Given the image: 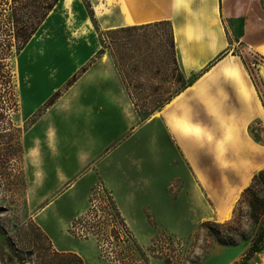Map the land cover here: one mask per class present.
Masks as SVG:
<instances>
[{"label": "rangeland", "instance_id": "obj_1", "mask_svg": "<svg viewBox=\"0 0 264 264\" xmlns=\"http://www.w3.org/2000/svg\"><path fill=\"white\" fill-rule=\"evenodd\" d=\"M78 4L73 16L59 2L20 52L12 2L0 0V83L18 104L14 130L0 126V264H243L264 232V176L253 183L264 170V119L229 129L219 113L194 136L168 131L159 109L186 84L169 26L115 31L112 0ZM231 55L264 108V57L249 46ZM90 69L119 75L131 112L73 108L95 98L76 84ZM246 264H264V238Z\"/></svg>", "mask_w": 264, "mask_h": 264}, {"label": "crops", "instance_id": "obj_2", "mask_svg": "<svg viewBox=\"0 0 264 264\" xmlns=\"http://www.w3.org/2000/svg\"><path fill=\"white\" fill-rule=\"evenodd\" d=\"M59 2L68 14L77 15L78 0H72L69 6L65 0ZM262 11L264 0H112L109 29L169 25L177 70L186 84L159 109L161 120L168 131L180 127L182 133L184 130L194 136V130L205 124L215 127L219 113L225 114L220 125L229 129L263 122L261 93L241 58L231 55L249 46L264 57ZM90 71L76 84L87 87L80 97L90 95L88 91L93 88L95 98L73 108L96 114L132 111L133 102L119 75L113 70L101 75ZM75 85L71 93H75ZM101 95L104 101L99 100Z\"/></svg>", "mask_w": 264, "mask_h": 264}, {"label": "trees", "instance_id": "obj_3", "mask_svg": "<svg viewBox=\"0 0 264 264\" xmlns=\"http://www.w3.org/2000/svg\"><path fill=\"white\" fill-rule=\"evenodd\" d=\"M60 0H11L12 2V21L10 22L11 25V32L14 34V37L18 40L20 45V52L26 47V45L30 42L34 34L38 31V29L42 26V24L46 21L50 13L53 11L55 6L59 3ZM28 5L29 10L31 9V12L28 13ZM26 11V14L22 16V12ZM29 14V21L25 20V15ZM22 16V17H21ZM28 19V17H26ZM25 24V27L23 25ZM160 25L166 24V23H159ZM168 25V24H166ZM151 25H149L150 27ZM169 26V25H168ZM148 27V26H146ZM138 27H131V28H125L120 29L123 31H131L135 30ZM170 29V27H169ZM118 31V30H115ZM171 32V29H170ZM4 33V32H3ZM101 45L104 46V41L100 40ZM9 44L3 43V49H8ZM171 47L174 49L173 39H172V33H171ZM98 54H104L103 50H100ZM111 60L115 63L114 56H110ZM75 79V77H74ZM181 79V75H180ZM74 80L73 82H75ZM4 91V94H3ZM57 96L55 94L49 101L48 105L52 106L54 102V98ZM170 100H167L166 103H168ZM165 103V104H166ZM164 104V105H165ZM163 106H161L162 108ZM160 108V107H159ZM18 112V104L15 100L14 95L10 91V84L9 81L4 82L3 76L0 83V126L5 122L8 124L10 128H14L12 120H11V114ZM14 130V129H13ZM18 134L16 136L12 137L11 142L14 141L15 144H13V147L16 148L15 150V156L21 158L22 157V147L20 142V130L17 128ZM5 136L2 132H0V173L3 171V159L6 157V151L3 149V141ZM264 176V170L261 171L258 176H255L253 178V183H256L260 178ZM252 188V187H250ZM250 188L245 190V194L250 192ZM264 238V232H262L257 239L253 242L248 254L246 255L243 264H246V262L249 260L250 257L257 254L262 247Z\"/></svg>", "mask_w": 264, "mask_h": 264}, {"label": "bare ground", "instance_id": "obj_4", "mask_svg": "<svg viewBox=\"0 0 264 264\" xmlns=\"http://www.w3.org/2000/svg\"><path fill=\"white\" fill-rule=\"evenodd\" d=\"M72 0H65V3L69 6L71 5ZM74 16V15H73Z\"/></svg>", "mask_w": 264, "mask_h": 264}]
</instances>
